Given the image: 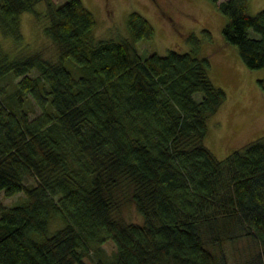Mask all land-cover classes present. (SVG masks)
I'll list each match as a JSON object with an SVG mask.
<instances>
[{
    "label": "trees",
    "instance_id": "trees-1",
    "mask_svg": "<svg viewBox=\"0 0 264 264\" xmlns=\"http://www.w3.org/2000/svg\"><path fill=\"white\" fill-rule=\"evenodd\" d=\"M210 1L224 41L264 71V8ZM40 2L56 59L24 45ZM96 27L83 0H0V32L22 46L0 41V191L27 196L0 206V264H264V134L223 159L204 144L226 93L201 44L143 59L155 28L141 12L129 36ZM125 201L141 223L119 217Z\"/></svg>",
    "mask_w": 264,
    "mask_h": 264
},
{
    "label": "rangeland",
    "instance_id": "rangeland-1",
    "mask_svg": "<svg viewBox=\"0 0 264 264\" xmlns=\"http://www.w3.org/2000/svg\"><path fill=\"white\" fill-rule=\"evenodd\" d=\"M61 5L66 0H54ZM222 0H219V2ZM97 18L95 29L97 39H116L129 36L128 16L132 11L145 15L155 28L152 39L137 43L140 56L145 59L151 54H166L169 50L191 51L194 43L201 44V54L209 57V75L215 85L222 87L226 99L216 113L208 120L209 132L204 144L223 159L233 150L264 134V94L257 79L264 74L262 69L250 70L241 61L236 49L223 39L226 18L216 4L210 0H83ZM45 3L40 2L37 10L41 18L32 12L21 15L24 45L41 49L46 56L56 59L58 48L45 36ZM264 8V0H250L248 12L254 14ZM249 34L255 36L253 30ZM0 41L9 49L20 46L0 32ZM13 46H12V45ZM11 45V46H10ZM22 47V46H21ZM10 88L9 81L6 82ZM197 99L201 94L196 95ZM35 113L38 106L33 105ZM34 115V114H33ZM27 183H33L29 177ZM27 201L24 192L6 196L0 191V206H14ZM119 217L141 223L143 217L133 202L125 201L120 206ZM53 231V230H52Z\"/></svg>",
    "mask_w": 264,
    "mask_h": 264
}]
</instances>
